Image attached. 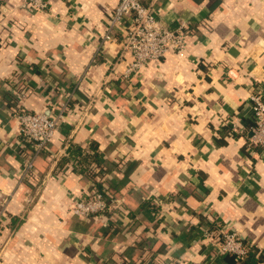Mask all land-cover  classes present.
Listing matches in <instances>:
<instances>
[{"label": "crops", "instance_id": "obj_1", "mask_svg": "<svg viewBox=\"0 0 264 264\" xmlns=\"http://www.w3.org/2000/svg\"><path fill=\"white\" fill-rule=\"evenodd\" d=\"M119 1L0 0V264H229L201 235L215 220L264 250V150L249 146L264 0H141L161 26L187 25L186 49L128 78L124 31L102 40ZM19 108L62 115L26 178ZM91 143L120 202L80 218L98 179L67 149Z\"/></svg>", "mask_w": 264, "mask_h": 264}, {"label": "built area", "instance_id": "obj_2", "mask_svg": "<svg viewBox=\"0 0 264 264\" xmlns=\"http://www.w3.org/2000/svg\"><path fill=\"white\" fill-rule=\"evenodd\" d=\"M38 9L48 7L47 0H24ZM187 25L177 28L161 26L151 7L144 6L140 0H120L111 14V19L102 40H112L114 34L124 31V48L133 57L128 65L126 77L140 70L151 62L158 61L173 51L182 54L186 49L185 37ZM251 109L254 125L251 130L250 143L264 150V94L254 93L251 98ZM20 136L29 143L32 153L26 157L23 177L29 176L34 167V160L48 150L60 118H50L44 112H30L25 108L16 110ZM119 199L109 190L94 192L85 199L76 201L71 212L80 218L102 216L119 205ZM202 237L210 240L222 256L231 254L244 257L248 253V245L234 231L223 226L218 230V237L209 228H203ZM220 240V242H219ZM264 256V250L262 251ZM258 264H264V260Z\"/></svg>", "mask_w": 264, "mask_h": 264}, {"label": "trees", "instance_id": "obj_3", "mask_svg": "<svg viewBox=\"0 0 264 264\" xmlns=\"http://www.w3.org/2000/svg\"><path fill=\"white\" fill-rule=\"evenodd\" d=\"M141 1V0H140ZM142 3V2H141ZM144 5V4H143ZM145 6V5H144ZM148 7V6H147ZM8 103L16 107L19 102L16 96L11 95L7 98ZM23 144L25 151L27 153H32V150H29V143L25 141L23 137ZM249 146L253 147L250 143L249 137ZM68 158L76 162L75 170L79 171L81 174H85L91 178H97V183L95 186V192L104 190L101 172L98 170L104 163L103 154L99 151L98 145L96 143H91L89 146V152H86L83 148L75 145H71L67 149ZM136 163L132 162L129 164L125 170V177H129L130 174L134 171ZM143 207L155 215L159 214V207L153 202V200H148L144 203ZM223 225L219 224L216 220L209 221V230L214 232L215 236L218 237V230L222 228ZM220 242V240H219ZM248 245V253L244 257H236L231 254H226L223 256L224 260H227L229 264H258L264 260L263 249L258 248L256 245H253L247 241H243Z\"/></svg>", "mask_w": 264, "mask_h": 264}]
</instances>
